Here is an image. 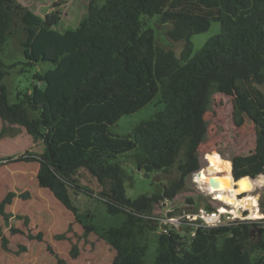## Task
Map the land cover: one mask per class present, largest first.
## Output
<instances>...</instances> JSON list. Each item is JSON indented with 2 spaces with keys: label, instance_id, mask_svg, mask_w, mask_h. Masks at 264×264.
<instances>
[{
  "label": "trees",
  "instance_id": "16d2710c",
  "mask_svg": "<svg viewBox=\"0 0 264 264\" xmlns=\"http://www.w3.org/2000/svg\"><path fill=\"white\" fill-rule=\"evenodd\" d=\"M155 14L171 24L170 40L185 42L182 51L157 44L146 21ZM60 20L59 12L42 17L17 0H0V52L18 30L24 34L22 63L28 67L49 64L46 71H36L32 82L18 89L12 100L5 83L11 72L0 57L1 119L24 127L35 142L43 141L45 146L41 153L26 151L7 160L37 162L39 186L49 189L81 223L82 237L88 241L95 232L118 250L112 264H146L148 246L141 236L158 225L144 216L153 213L157 203L173 200L185 189L188 177L201 168L199 147L208 133L205 114L217 91L232 88L254 122L253 168L257 174L264 173V92L260 87L264 86V0H91L88 15L77 27L60 31ZM213 21L221 22L222 31L194 53L191 37L207 30ZM158 93L164 110L137 124L128 135L111 134L110 126L121 116L138 111ZM5 130L1 129L0 139ZM224 148L229 147L220 149ZM127 152H132L139 171L176 169L178 174L162 191L128 197L129 175L119 160ZM233 160L232 172L223 170L216 180L230 179L233 201L222 199L242 205L250 196L239 201L235 194L253 187L249 178L253 174L236 170L237 157ZM80 168L96 177L105 191L116 192L115 196L100 195L109 214L125 215L120 225L100 226L89 211L88 216L80 212L73 195L93 193L78 182ZM17 195L27 199L30 192H8L0 202V216L12 234L44 241L55 254L44 232L29 228L28 216H21L28 231L10 224L13 214L6 207ZM259 229L264 233V225L241 222L200 229L194 237L176 231L160 233L156 262L264 264L263 256L252 258L255 248L264 247L262 238L252 242ZM0 238L3 248L10 250V238L1 224ZM70 255H79L77 244Z\"/></svg>",
  "mask_w": 264,
  "mask_h": 264
},
{
  "label": "rangeland",
  "instance_id": "374dc122",
  "mask_svg": "<svg viewBox=\"0 0 264 264\" xmlns=\"http://www.w3.org/2000/svg\"><path fill=\"white\" fill-rule=\"evenodd\" d=\"M17 1L42 17L51 12H59L61 20L57 25V29L60 31L77 27L88 15L91 2V0ZM146 21L147 26L154 30L158 45L163 48L174 49L177 52L182 51L185 42H173L169 39L167 32L171 24L162 22L160 14L149 16ZM221 31V22L213 21L207 30L194 34L191 37L194 53L201 49L209 38ZM22 39H24L23 32L17 30L7 46L0 52V57L11 72L5 83L9 87L12 100L15 99L18 89L24 88L32 82V76L36 71H46L49 67V64L28 67L22 63L25 60L21 46ZM260 87L264 92V86ZM164 109L165 102L162 101L161 94L158 93L151 102L138 111L121 116L116 124L110 126V132L113 135H128L137 124L152 119L159 111ZM205 118L208 122V133L199 147L201 166L205 168L206 159L203 158L207 157L210 162V165H208L209 171L221 175L223 170L232 172L231 161L233 170V159L235 156L237 157V160H235L236 170L253 174L250 175L253 187L249 192L243 191L246 194L241 195L242 197L244 195L250 197L242 205L252 207L258 201L260 210L253 212L259 217H251L261 227V225H264V173L257 174L253 168L254 161L251 156L256 145L254 122L245 112L242 102L232 88H224L213 94ZM3 127L6 130L4 136L0 139V202L10 191L18 194L30 192V197L27 199L17 195L13 199V203L6 207L7 211L13 214L10 224L28 231L25 219L21 217L28 216L30 218L29 228L34 233L44 232L45 240L52 246L55 254L48 251L47 243L44 241L31 240L26 234L22 233L12 234L5 218L0 216V224L10 238V250L3 248L0 238V264H112L118 255V250L95 232L89 235L88 241L82 237L84 229L81 223L75 220L74 215L56 199L49 189L39 186L37 180L39 164L37 162H9L7 160L10 157L16 158L26 151L43 152L45 148L43 141L35 142L24 127L4 122L0 117V131ZM223 147L229 148L220 149ZM204 152L210 153L203 154ZM119 160L127 169L129 175L126 182V194L131 198L162 191L164 186L169 184L178 174L176 169L171 173L139 171L132 152L121 154ZM203 175L205 174L201 173L200 177ZM76 177L81 185L86 186L93 192L92 196L83 193L73 195L80 212L84 216H88L89 212L93 214L94 222L100 226L120 225L124 221L125 215L123 213L109 214L100 195L102 194L105 197L115 196L116 192L113 190L105 191L104 186L86 168H80ZM227 177L233 180V175ZM215 184L216 187L213 190L218 197L233 196L234 188L230 179L216 180ZM166 202L173 206L178 213L186 206L216 207L223 203L216 200L212 194L196 183L193 174L188 177L183 191L178 193L173 200L166 199L157 203L153 212H163ZM248 211L250 214L251 210ZM221 225H227V221L225 220ZM159 234V228H152L141 236V242L146 243L148 246L145 255L146 264H158L156 256L158 254L157 240ZM259 238L264 240V233L254 235L252 242H257ZM74 244L79 247V255L76 258L70 255ZM23 246H26V249H23ZM17 251L20 253H17ZM56 255H59L63 261L59 262ZM261 256L264 257V247L255 248L252 258L255 259Z\"/></svg>",
  "mask_w": 264,
  "mask_h": 264
},
{
  "label": "built area",
  "instance_id": "2783aa9c",
  "mask_svg": "<svg viewBox=\"0 0 264 264\" xmlns=\"http://www.w3.org/2000/svg\"><path fill=\"white\" fill-rule=\"evenodd\" d=\"M203 159H206V166L205 168L201 166L199 170L193 173L194 181L200 184V186L207 192L212 194L216 200H220L223 203L216 207L186 206L180 211V213H178L173 206L166 202L163 212H153L144 216L157 223L160 233L176 231L194 237L200 229L219 226L225 220L227 221V224L254 222V218L252 219L251 217L253 216L251 214L252 210L250 211V214H242L244 209L242 205H238L236 209H233L231 203H228L225 199L219 198L218 195L215 194L216 192L211 188L208 178L210 176H216L217 174H211L208 169V165H210L209 159L207 157ZM200 173L205 174L207 178L202 180L199 176ZM258 208L260 210L259 204Z\"/></svg>",
  "mask_w": 264,
  "mask_h": 264
},
{
  "label": "bare ground",
  "instance_id": "6f19581e",
  "mask_svg": "<svg viewBox=\"0 0 264 264\" xmlns=\"http://www.w3.org/2000/svg\"><path fill=\"white\" fill-rule=\"evenodd\" d=\"M244 178H246V177H249V176H243ZM242 177V178H243ZM234 178V177H233ZM250 179H251V177H249ZM235 179V178H234ZM236 180V179H235ZM248 191H250V190H248ZM248 191H246V192H248ZM246 192H242V193H238V194H235V196H236V198L240 201V200H243L246 196H248V195H244V197H242L241 195L242 194H246ZM220 198H225V199H228V200H230V201H233V196L232 195H224V196H221ZM257 200V199H256ZM248 201V200H247ZM246 201V202H247ZM246 202H243V203H246ZM229 203V202H228ZM242 203V204H243ZM238 205H240L239 203L238 204H235V205H232V207H233V209H236L237 208V206ZM243 207H244V209H243V211H242V214H248L249 213V209L250 210H252V215L255 217V218H258L259 217V215H255V213L253 212V211H258L259 210V208H258V201H257V204L256 205H253L252 207H249V206H247V205H242ZM235 212H237L236 210H234Z\"/></svg>",
  "mask_w": 264,
  "mask_h": 264
},
{
  "label": "water",
  "instance_id": "95a60500",
  "mask_svg": "<svg viewBox=\"0 0 264 264\" xmlns=\"http://www.w3.org/2000/svg\"><path fill=\"white\" fill-rule=\"evenodd\" d=\"M199 176H201V173L199 174ZM208 180H209V184H210V186H211V188H215L216 187V176L214 175V176H210L209 178H208ZM261 232V230L259 229V233Z\"/></svg>",
  "mask_w": 264,
  "mask_h": 264
},
{
  "label": "clouds",
  "instance_id": "9594fccd",
  "mask_svg": "<svg viewBox=\"0 0 264 264\" xmlns=\"http://www.w3.org/2000/svg\"><path fill=\"white\" fill-rule=\"evenodd\" d=\"M254 222H256V221H254Z\"/></svg>",
  "mask_w": 264,
  "mask_h": 264
}]
</instances>
